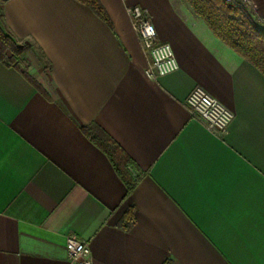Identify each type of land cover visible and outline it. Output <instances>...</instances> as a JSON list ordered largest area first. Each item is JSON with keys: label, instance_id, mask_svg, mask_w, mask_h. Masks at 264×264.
<instances>
[{"label": "crops", "instance_id": "1", "mask_svg": "<svg viewBox=\"0 0 264 264\" xmlns=\"http://www.w3.org/2000/svg\"><path fill=\"white\" fill-rule=\"evenodd\" d=\"M100 1L112 28L77 0L0 5L27 43L25 65L0 61V264H69V235L91 264H264L262 72L185 0ZM135 4L172 45L174 72L146 75ZM197 85L233 111L224 132L191 116ZM92 123L142 171L131 194L83 132Z\"/></svg>", "mask_w": 264, "mask_h": 264}, {"label": "trees", "instance_id": "2", "mask_svg": "<svg viewBox=\"0 0 264 264\" xmlns=\"http://www.w3.org/2000/svg\"><path fill=\"white\" fill-rule=\"evenodd\" d=\"M88 5L111 28L112 20L100 0H77ZM194 13L199 16L211 31L232 48L236 53L255 65L264 76V30L260 29L253 19L236 5L226 0H185ZM256 11L264 16V0H253ZM11 52V56L7 52ZM25 45L21 44L11 34L0 13V61L19 68L25 65L14 61L15 57H22ZM20 61V60H19ZM24 75L47 96L44 89L26 72ZM87 137L99 147L109 158L113 168L126 186L127 194H131L138 179L143 174L133 158L125 149L96 123L82 127ZM135 171V172H134ZM134 206H130L124 213L120 225L129 229L135 221Z\"/></svg>", "mask_w": 264, "mask_h": 264}, {"label": "built area", "instance_id": "3", "mask_svg": "<svg viewBox=\"0 0 264 264\" xmlns=\"http://www.w3.org/2000/svg\"><path fill=\"white\" fill-rule=\"evenodd\" d=\"M248 14L255 24L264 30V16L256 11L253 0H226ZM132 26L137 33L145 54L149 57L145 73L150 78H158L179 68L172 45L159 41L155 24L146 8L135 4L128 10ZM191 116L203 120L212 132H224L234 118L233 111L212 96L202 86H195L186 98ZM69 264H91V250L88 241L74 235L66 239Z\"/></svg>", "mask_w": 264, "mask_h": 264}, {"label": "rangeland", "instance_id": "4", "mask_svg": "<svg viewBox=\"0 0 264 264\" xmlns=\"http://www.w3.org/2000/svg\"><path fill=\"white\" fill-rule=\"evenodd\" d=\"M2 1H3V0H0V5H1ZM0 13H1V11H0ZM20 43L25 45V50H26L27 43H26V42H23V41H20ZM31 47H32V46H31ZM31 47H30V48H31ZM28 48H29V47H28ZM32 50H35V49L32 48ZM30 51H31V50H30ZM24 52H25V51H24ZM7 55L11 56L12 54H11L10 51H8V52H7ZM16 60H17V62H20V63H22V61H24V62L26 63V59H25V57H23V55H22V57H15L14 61H16ZM19 60H20V61H19Z\"/></svg>", "mask_w": 264, "mask_h": 264}]
</instances>
